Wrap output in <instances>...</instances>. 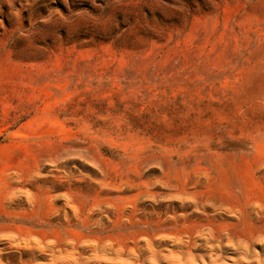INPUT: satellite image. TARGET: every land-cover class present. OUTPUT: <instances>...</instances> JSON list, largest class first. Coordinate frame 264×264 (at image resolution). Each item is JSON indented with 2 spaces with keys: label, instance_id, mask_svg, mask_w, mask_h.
Here are the masks:
<instances>
[{
  "label": "rangeland",
  "instance_id": "obj_1",
  "mask_svg": "<svg viewBox=\"0 0 264 264\" xmlns=\"http://www.w3.org/2000/svg\"><path fill=\"white\" fill-rule=\"evenodd\" d=\"M0 264H264V0H0Z\"/></svg>",
  "mask_w": 264,
  "mask_h": 264
}]
</instances>
